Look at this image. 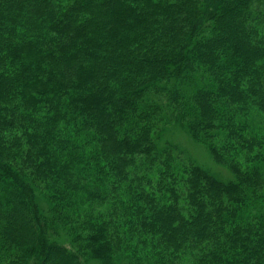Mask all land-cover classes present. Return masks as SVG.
Segmentation results:
<instances>
[{
    "label": "trees",
    "instance_id": "obj_1",
    "mask_svg": "<svg viewBox=\"0 0 264 264\" xmlns=\"http://www.w3.org/2000/svg\"><path fill=\"white\" fill-rule=\"evenodd\" d=\"M91 262L264 264V0H0V264Z\"/></svg>",
    "mask_w": 264,
    "mask_h": 264
},
{
    "label": "rangeland",
    "instance_id": "obj_2",
    "mask_svg": "<svg viewBox=\"0 0 264 264\" xmlns=\"http://www.w3.org/2000/svg\"><path fill=\"white\" fill-rule=\"evenodd\" d=\"M176 142L181 143L184 147L187 148L188 152L192 157H194L198 163L201 165L213 170L215 173L218 175L224 177V178H229L231 177V174L228 172L227 169H225L222 166L216 165L209 155L207 154L206 150L197 144H192L191 140H189L187 137H184L183 135H179V137L174 138ZM90 264H99L97 262H91Z\"/></svg>",
    "mask_w": 264,
    "mask_h": 264
}]
</instances>
